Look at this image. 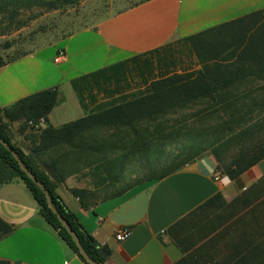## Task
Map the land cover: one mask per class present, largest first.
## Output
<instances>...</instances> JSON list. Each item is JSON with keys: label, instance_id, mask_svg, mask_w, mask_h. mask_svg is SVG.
<instances>
[{"label": "trees", "instance_id": "trees-1", "mask_svg": "<svg viewBox=\"0 0 264 264\" xmlns=\"http://www.w3.org/2000/svg\"><path fill=\"white\" fill-rule=\"evenodd\" d=\"M74 4L75 0H0V26L10 32L22 27L19 18L24 12H53ZM184 41L193 47L198 70L150 78L143 89L128 94L122 93L125 63L78 78L71 87L83 108L100 94L118 97L59 128L35 130L28 125L41 119L46 123L59 101L57 89L0 109V138L44 185L57 213L75 232L89 259L98 264L104 254L55 192L67 177L87 169L92 189L71 190L87 207L160 181L206 155L214 158L216 171L229 180L264 160V10ZM26 55L0 56V68ZM185 110L194 111L172 119ZM13 123L28 142L30 154L12 143L9 125ZM33 153L39 158L54 153L49 162L41 159L50 174L37 165ZM135 165L142 176L128 183L126 173ZM15 179L29 189L39 214L58 237L87 264L48 208L43 191L0 144V185ZM171 229L173 241L185 254L180 264H264V176L230 202L216 194ZM12 230L0 218V240Z\"/></svg>", "mask_w": 264, "mask_h": 264}, {"label": "crops", "instance_id": "crops-1", "mask_svg": "<svg viewBox=\"0 0 264 264\" xmlns=\"http://www.w3.org/2000/svg\"><path fill=\"white\" fill-rule=\"evenodd\" d=\"M262 10L264 0H145L0 68V109L57 89L59 101L42 128H59L85 117L101 102L118 97L100 94L95 103L85 102L83 108L72 81L122 63L126 64L122 78L128 79L133 59L154 52L152 56H159L160 61L165 57L167 62L169 57L163 53L167 46ZM60 50L66 60L56 64L53 60ZM154 60L156 57L149 62ZM196 67L195 71L199 63ZM122 93L130 92L124 89ZM14 128L12 143L30 154L28 142ZM53 155L36 156L39 163L34 159L46 174L50 171L41 159L49 162ZM83 171L67 177L55 192L103 252L102 264H180L185 254L173 241L171 228L216 194L232 201L264 176V160L229 180L216 171L214 158L206 155L160 181L87 207L71 194L72 189H92V183L87 187L76 184L75 177ZM0 218L13 227L0 240V262L83 264L39 214L21 180L0 185ZM121 229H128L130 235L118 242L115 237Z\"/></svg>", "mask_w": 264, "mask_h": 264}, {"label": "rangeland", "instance_id": "rangeland-1", "mask_svg": "<svg viewBox=\"0 0 264 264\" xmlns=\"http://www.w3.org/2000/svg\"><path fill=\"white\" fill-rule=\"evenodd\" d=\"M143 1L145 0H75L73 6L59 11L33 10L24 12L19 18L22 24L20 29L7 32L4 31L3 25L0 26V56L3 59H9L21 53L31 54L40 48L60 42L79 30L93 27L103 19ZM163 53L169 57L168 63L165 62V57L160 58L164 60L165 64H163L157 55L138 57L130 62L129 65L132 67L129 71V78L123 80V90L130 93L137 92L144 88L143 83L147 80L149 82L150 78H166L175 74L191 73L195 71L199 63L193 47L188 42H178L173 46H167ZM155 57L156 60L149 62L151 58ZM193 111H182L172 119L189 115ZM14 127L17 129L18 124L9 125L11 140L15 136ZM135 166H130L126 173L128 183L142 176L143 171L137 169L138 165ZM87 174L86 171H83L75 177L78 186L87 187L90 185L91 180Z\"/></svg>", "mask_w": 264, "mask_h": 264}, {"label": "water", "instance_id": "water-1", "mask_svg": "<svg viewBox=\"0 0 264 264\" xmlns=\"http://www.w3.org/2000/svg\"><path fill=\"white\" fill-rule=\"evenodd\" d=\"M0 144L12 155V157L15 159V161L17 162L20 170L36 185L38 186L42 191H43V194H44V197H45V200H46V203H47V206L48 208L50 209V211L56 216L57 220L62 224V226L66 229L67 233L72 237L73 241H74V244H75V247L77 248L78 250V253L79 255L82 257V259L85 261V263L87 264H98L96 262H94L93 260L89 259V257L87 256V254L85 253L77 235L75 234V232L71 229L70 225L68 224V222L63 219L58 213L57 211L55 210V208L53 207V204L51 202V198H50V195L48 193V191L46 190V188L44 187V185L38 181L36 179V177L26 168L23 167V164H22V161H21V158L18 156V154L13 150L12 147H10L8 145V143H6L4 140H2L0 138ZM33 157L34 159L37 161V158H36V154L33 153ZM37 163H39L37 161ZM100 253H103L102 251H100ZM16 264H20V262H16Z\"/></svg>", "mask_w": 264, "mask_h": 264}, {"label": "built area", "instance_id": "built-area-1", "mask_svg": "<svg viewBox=\"0 0 264 264\" xmlns=\"http://www.w3.org/2000/svg\"><path fill=\"white\" fill-rule=\"evenodd\" d=\"M65 60H66V55L62 50H60L55 56L53 62L58 64V63L64 62ZM43 124H44V121L42 119L36 123L29 122V125L32 126L35 130L42 128ZM129 235H130V232L128 229H121L117 232L115 239L118 242H122L126 240V238H128Z\"/></svg>", "mask_w": 264, "mask_h": 264}]
</instances>
